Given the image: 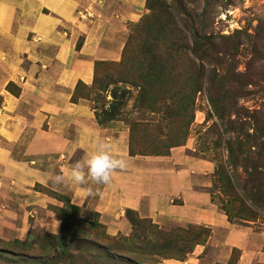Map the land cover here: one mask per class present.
<instances>
[{"label":"crops","instance_id":"obj_1","mask_svg":"<svg viewBox=\"0 0 264 264\" xmlns=\"http://www.w3.org/2000/svg\"><path fill=\"white\" fill-rule=\"evenodd\" d=\"M147 13V0H0V240L59 234L53 207L62 204L52 192L111 236L133 234L130 210L159 227L211 229L206 245L220 249L221 262L231 249L242 251L239 264L264 262V234L231 223L213 202L215 161L189 141L169 155H132L127 125H99L93 102H73L79 83L93 86L99 63L122 60ZM100 143L126 160L107 185L53 183Z\"/></svg>","mask_w":264,"mask_h":264},{"label":"rangeland","instance_id":"obj_2","mask_svg":"<svg viewBox=\"0 0 264 264\" xmlns=\"http://www.w3.org/2000/svg\"><path fill=\"white\" fill-rule=\"evenodd\" d=\"M151 3L155 7L170 6L174 12L186 11L183 23L187 28L191 25L193 30L185 33L183 39L179 37V46L187 45L188 48L177 51L179 53L176 55L181 59L180 62H185L191 57L192 61L197 65L202 64L205 69L203 79L207 85L195 97L194 121L185 143L189 141L197 153L215 161L217 168L221 165L230 177L237 174V178L232 180V185L235 192L246 202L245 213H256L260 218L256 222L238 220L233 222L264 234V209L257 206L259 201L253 206L248 200L260 194L262 197L259 199L264 201V0H151ZM149 13L148 10L147 14ZM175 21H180V18L175 17ZM194 32L202 39H211L209 47L211 52L206 55L197 53L200 60L190 53L194 49L191 39ZM199 43L202 47L206 42L203 40ZM139 52L135 51L132 54L130 65L135 64ZM129 64L125 70L110 63L99 65L92 87L94 90L81 92L96 101L92 105L98 107V112L108 108L110 104L119 106L118 117L128 126L130 135L133 128L134 151L138 152L141 149L138 146L139 142H147L157 146L160 151H167L165 147L167 137L170 135L171 138L176 125L183 121L170 119L168 114L180 108L184 100L180 95L172 99L166 95L157 102L156 109L141 107L137 101L139 89L122 82L124 73L132 67ZM184 69H181L179 74L185 77L184 79L189 78L192 73L188 65H185ZM213 78L214 81L209 85V80ZM230 148L238 152L235 156L239 157V161L234 166H231ZM147 150H151V147ZM251 175L254 182L250 184L254 190L249 194L250 184H247V180ZM243 188L246 189L247 195ZM213 194V202L218 205L220 195L215 186ZM56 200L62 204L53 207L56 215H61L59 209L63 210L62 217L67 218L66 225H74L76 214L67 208L64 199L56 197ZM232 205L235 211L239 209L241 203L234 201ZM189 226L193 225L171 224L159 227L148 221H141L131 236H111L106 233L116 239L106 241V244L118 243L133 249L136 245L151 243L156 245L155 250L151 252L154 255L120 253L118 258L127 264H239L241 250L229 249V257H224L221 262L217 259L221 253L220 249L206 245L210 237L205 243L194 246L192 252L181 258L175 256L176 247L182 248L183 243L167 244L161 237H156L159 230L184 235ZM100 232L103 234L106 231L104 229ZM45 235L39 230H33L26 240L15 241L37 246ZM90 240H93L92 237L87 238V247L89 244L94 245L89 242ZM15 241L0 240V264H42V261L49 262L53 256L41 257L37 249H23L18 244H13ZM95 246L100 244L97 243ZM198 246H203V250L197 251Z\"/></svg>","mask_w":264,"mask_h":264},{"label":"trees","instance_id":"obj_3","mask_svg":"<svg viewBox=\"0 0 264 264\" xmlns=\"http://www.w3.org/2000/svg\"><path fill=\"white\" fill-rule=\"evenodd\" d=\"M147 10H149L150 13L146 14L138 24L131 28V33L126 43L122 60L118 63H99L96 67V72L99 65L106 63H110L114 67L125 70V68L128 67V64L132 61V54L135 51H140L136 57L135 64H129L132 67L127 73H124L125 77L122 80V82L139 89V97L137 96V101H139L140 106L156 109L157 102H160L163 99V96L168 95L169 99L177 96L179 97V95L181 96L184 103H182L180 108H176L168 114L170 119L176 118V121L178 122L181 119L183 121L176 125V129L172 134L173 136L171 138H169L170 135L167 137V141H165L167 151H160L157 146L148 144L147 142H139L138 146H140L139 148L141 149L136 152L132 148V146H134V140L132 137L133 128L130 135V153L132 155H169L170 150L173 147H179L186 144L185 140L188 136L189 128L194 121L195 97L207 85L206 81L203 79L205 69L202 64L197 65L192 61L191 57L186 59L185 62H180L181 59L176 55L179 53L177 51H183L188 48L187 45L184 47L179 46V37L183 39L185 33L193 30L191 25L187 28L183 23V16L186 11L178 10L174 12V9L170 6L155 7V5L151 3V0H147ZM175 17L180 18L181 22L175 21ZM184 22H186V17ZM191 39L194 44V49L193 52L190 53L198 60L200 59L197 56V53L206 55L211 52L209 49L211 45L210 38L202 39L198 36L197 32H194V34L191 35ZM203 40L206 43L204 46L200 47L199 41ZM185 65H188L189 70H191L192 73V75L186 79L179 74V71L184 69ZM214 79L215 78L209 80V85L212 84ZM92 87L93 86L88 88L82 83H79L76 92L73 95V102L79 101V98H85L96 103L95 100L90 99L89 95L85 96V94L81 92L85 90H94ZM8 90L14 92L12 84L8 86ZM160 96L162 98H160ZM211 102H213V98L211 99ZM93 109L95 110L96 119L99 125H106L108 122L115 120L123 121L118 117V111L120 108L115 104H110L108 108H104L100 112H98V107H93ZM148 147H151V150H147ZM229 151L231 166L237 165L239 157L235 156V154L238 152L232 148H230ZM234 178H237V174H233V176L230 177L221 165L216 169L214 186L220 195L218 196L220 201L218 206L233 224H237V222H233L234 220L240 222H256L260 216L256 213H245V207H247L245 205L246 202L235 192V187L232 185V180ZM253 178V175H251L247 180V184H250V182L253 183ZM253 190L254 187L250 184L248 193L251 194V191ZM244 191L245 195H247L248 193H246V189H244ZM49 194L54 198L57 197L65 200L67 208L76 214L74 225H66L67 218L62 217L63 210L59 209L61 215H56L57 218L62 221V229L59 234H46L37 246L20 241H15L13 243L18 244L26 250L37 249L41 257H50L53 255L49 262L42 261V264H127V262H123L121 258H118L120 253L139 254L141 256H144L145 254L154 255L151 254V252L155 250L156 245L154 243L136 245L134 249L121 246L118 243L106 244V241L111 242L116 239L109 237L106 232L101 234L100 231L104 230V226L99 222L97 216L92 220L87 219L83 217L82 209L78 206L72 205L66 197L52 192H49ZM260 197L262 196L259 194V196H252V198H248V200L253 203V206H255V202L259 201L257 206L263 207L264 209V201L259 199ZM212 198L214 201V194H212ZM234 201H239L241 203L239 209H236L235 211L232 205ZM126 216L133 225L134 232H136V228L141 221L137 215L130 210L126 212ZM210 236L211 229L193 225L189 226V230L186 231L184 235L175 234L173 232L165 233L159 230L156 237H161L167 244L178 245L183 243L182 248L176 247L177 254L175 256L181 258L186 253L192 252L194 246L205 243ZM88 237H92L93 240H90L89 242L94 245L89 244L87 247L86 243ZM97 243H99L100 246H95ZM235 252H237V250H235Z\"/></svg>","mask_w":264,"mask_h":264},{"label":"clouds","instance_id":"obj_4","mask_svg":"<svg viewBox=\"0 0 264 264\" xmlns=\"http://www.w3.org/2000/svg\"><path fill=\"white\" fill-rule=\"evenodd\" d=\"M126 160L117 157L108 143H100L94 151L85 152L69 169L50 177L54 184L66 182L65 186L84 184L107 185L115 170L124 169Z\"/></svg>","mask_w":264,"mask_h":264}]
</instances>
